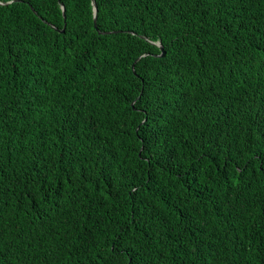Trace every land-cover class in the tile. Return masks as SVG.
I'll return each mask as SVG.
<instances>
[{
	"label": "trees",
	"instance_id": "16d2710c",
	"mask_svg": "<svg viewBox=\"0 0 264 264\" xmlns=\"http://www.w3.org/2000/svg\"><path fill=\"white\" fill-rule=\"evenodd\" d=\"M94 1L0 0V264H264V0Z\"/></svg>",
	"mask_w": 264,
	"mask_h": 264
},
{
	"label": "water",
	"instance_id": "95a60500",
	"mask_svg": "<svg viewBox=\"0 0 264 264\" xmlns=\"http://www.w3.org/2000/svg\"><path fill=\"white\" fill-rule=\"evenodd\" d=\"M0 4H2V3H0ZM93 5H94V11H95V14H94V23H95V28L97 29V28H98V27H97V5H96V3H95L94 0H93ZM61 6H62V9H63L64 17H65V19H66V9H65V7H64L63 4H61ZM65 27H66V25H65ZM56 30H58V29H56ZM60 32L64 33V32H65V28H64L62 31H60ZM111 33H112V32H100V31H99V34H101V35L111 34ZM155 44H156V43H155ZM157 45L160 46L161 51H162L161 55H159V56H163V55L165 54L164 47H163L161 44H157ZM133 68H134V67H133Z\"/></svg>",
	"mask_w": 264,
	"mask_h": 264
},
{
	"label": "snow or ice",
	"instance_id": "6c2138e0",
	"mask_svg": "<svg viewBox=\"0 0 264 264\" xmlns=\"http://www.w3.org/2000/svg\"><path fill=\"white\" fill-rule=\"evenodd\" d=\"M111 251H112L115 255H117V256L122 255V253H117L116 250H115V248L111 249Z\"/></svg>",
	"mask_w": 264,
	"mask_h": 264
}]
</instances>
